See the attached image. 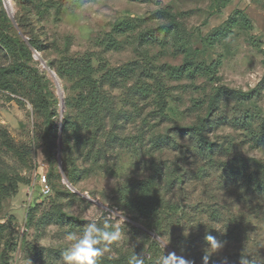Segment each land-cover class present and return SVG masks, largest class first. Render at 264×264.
<instances>
[{"label": "rangeland", "instance_id": "obj_1", "mask_svg": "<svg viewBox=\"0 0 264 264\" xmlns=\"http://www.w3.org/2000/svg\"><path fill=\"white\" fill-rule=\"evenodd\" d=\"M225 1L91 0L95 7L81 12V0H0L1 28L37 40L39 55L53 72L67 58L88 56L110 100L99 123L82 133L81 146H75L72 132L59 143L61 122L73 115L65 103H74L76 93L69 80L52 77L30 49L31 57L22 56L26 70L32 76L38 71L50 94L42 104L38 84L35 88L19 74L11 77L14 93L0 90V264H62L70 247L65 237L79 235L89 222L102 227L106 220L122 238L101 264H129L133 254L160 264L170 252L146 232L147 221L130 202L142 181L150 182L149 194L165 206L178 207L181 225L169 227L172 243L189 234L202 242L205 232L219 240L217 228L247 226L244 239L226 232V247L215 257L219 264L232 263L242 244L238 251L248 261H264V198L245 192L242 181L222 166L231 161L238 166L241 159L264 163V147L252 141L264 134V17L236 0L224 8ZM164 9L186 30L167 32V19L154 15ZM219 29L228 30L206 40ZM185 45L197 52L195 63H218L214 81L203 72L188 76L174 70L184 63ZM12 62L0 48V67ZM216 84L251 93L253 99L222 102L207 136L215 145L210 155L179 129L205 116ZM47 112H54L57 127L50 138L44 132ZM48 174L46 195L41 180Z\"/></svg>", "mask_w": 264, "mask_h": 264}, {"label": "trees", "instance_id": "obj_2", "mask_svg": "<svg viewBox=\"0 0 264 264\" xmlns=\"http://www.w3.org/2000/svg\"><path fill=\"white\" fill-rule=\"evenodd\" d=\"M229 2L230 0L225 1L223 7L227 8ZM3 14L6 16L4 11ZM234 14H236V10L232 12L224 23L227 24L232 21L234 19ZM154 15L156 17L167 19V23L163 27L167 32L186 30V25L179 21L174 13L168 9L159 10ZM6 22H8L7 18ZM7 29L8 28L6 26L1 28L0 24V48L6 56L13 57L14 62L6 67H0V90L14 93L15 91L13 90L14 86L11 77L14 74L25 75L33 82L35 88H37L38 84L40 89V102L42 104L48 103V96L50 92L45 85L43 86L41 77L38 75V71L35 70L36 76L30 75L24 66L25 63L20 61L24 54L31 57L29 49L33 52V54L34 52H37L38 54L41 52V47L38 44V41L26 35H22V38L13 37L8 33ZM226 31L219 29L215 34H207L205 38L206 40L214 41L217 40L218 37H222ZM182 53L184 55V63L181 67L174 69L179 75L185 74L193 76L198 72H203L208 76L210 81H214V73L216 72L218 63L211 64L209 66H202L201 64L195 63L197 52L192 51V49H189L186 45L183 47ZM47 67L53 71L52 66L47 65ZM54 72L53 73L56 74L57 77L69 80L71 83V89L76 93L74 103H65V107L69 106L73 111V115L64 116L59 129V140L60 143H62V136L64 133L72 132L75 146L79 147L84 142L82 133H86L93 125L99 123L103 106H108L110 100L101 90L99 81L94 78L95 70L93 69L88 56H85V58L82 59L67 58L63 61L61 67ZM106 74L110 75V73ZM225 99H230L237 103H245L251 101L253 99V95L251 93L236 91L224 85L216 84L213 92L208 96L206 101L205 116L198 117L193 125L181 127L179 129L182 134L195 138L200 149L203 152H208L210 155L214 152L215 145L209 142L207 136L214 129V121L212 118L219 110ZM53 117L54 112H47L45 115L44 132L47 138H50L54 130H57ZM96 136V132H93L91 135V141L94 142L96 140ZM252 141L256 146L264 147V134L257 137L253 136ZM222 166L225 167V170H227L233 180L239 178V181H242L245 192L253 190L252 192H254V194H259L264 198V163L251 159H241L239 160L238 166H235L232 161L226 163L225 165L223 164ZM47 177L49 178V174L46 178ZM66 179L68 180L67 177ZM182 179V176H178L176 181L182 183ZM68 182L72 186V183L69 180ZM149 186L151 187L150 182H140L137 186L138 191L136 196L130 200L131 205L135 207L138 212L137 215L147 221L146 226L144 227L146 232L153 235L155 240L166 248L167 252H174L177 256L182 255L191 261L192 264H202L204 256L203 249L207 247L205 244V235H209V233H204L205 235H203L202 242H198V239H196L195 236H191V234H189L185 239L177 240L175 243L169 241V227L171 225H176L177 227L181 225V219L176 217L178 207H176V205L168 207L165 206V203H163L161 199L149 194ZM64 192L66 194H71L69 190H65ZM30 212L31 209H28V218L30 216ZM131 222L135 225L139 224L137 223V219H131ZM247 228V226L241 228L237 225L227 232L221 227L215 230V234L217 235L219 241L222 242L225 239L224 237L226 232V237L229 236L233 239L238 238L237 240H239V237L241 239L246 237ZM232 242L238 244L236 240H233ZM154 244L157 246L159 245L155 241ZM169 248L171 250H169ZM242 248L243 245L241 244L239 248L235 249V253L237 254L231 259L233 262L229 264H240L241 256L244 255L239 253L238 250H241ZM218 261L219 260L213 256L210 258L209 264H219ZM248 262L249 264H264V261L259 262L249 260ZM145 264H151V262H145ZM220 264L224 263L221 262Z\"/></svg>", "mask_w": 264, "mask_h": 264}, {"label": "clouds", "instance_id": "obj_3", "mask_svg": "<svg viewBox=\"0 0 264 264\" xmlns=\"http://www.w3.org/2000/svg\"><path fill=\"white\" fill-rule=\"evenodd\" d=\"M95 4L91 0H81L79 10L87 12L93 9ZM42 156V154H40ZM125 224V217L122 218ZM122 233L118 227H114L109 221H105L103 226H98L97 222L86 224L82 232L68 234L65 239L70 242V247L63 254L62 264H101L103 257L112 251V246L119 243ZM206 248L203 249L204 256L202 264H209L210 258L219 256L226 242L217 240L212 235H205ZM129 264H145V258L141 254H133ZM160 264H192L184 256H177L174 252L164 255ZM240 264H249L246 257L241 256Z\"/></svg>", "mask_w": 264, "mask_h": 264}, {"label": "crops", "instance_id": "obj_4", "mask_svg": "<svg viewBox=\"0 0 264 264\" xmlns=\"http://www.w3.org/2000/svg\"><path fill=\"white\" fill-rule=\"evenodd\" d=\"M236 3H241L244 10L253 9L255 16L264 17V0H236Z\"/></svg>", "mask_w": 264, "mask_h": 264}, {"label": "water", "instance_id": "obj_5", "mask_svg": "<svg viewBox=\"0 0 264 264\" xmlns=\"http://www.w3.org/2000/svg\"><path fill=\"white\" fill-rule=\"evenodd\" d=\"M5 10L7 11L9 17H11V14L9 13V10H8V7H7V4H5ZM34 55H35V57L41 62V64L44 66V68L47 69V70L49 71V73L51 74V76L55 78V74L53 73V71H51V70L49 69V67H47L46 63L41 59L40 55H39L37 52H34ZM59 97H60V99H62L61 95H60ZM61 103H62V101H61ZM59 143H60V140H59ZM58 158H59V154H58ZM63 180H64L65 184L68 185L67 188H68L69 190H71L73 193H76V192L74 191L73 187L69 184V182H68V180L66 179L65 176H63Z\"/></svg>", "mask_w": 264, "mask_h": 264}, {"label": "built area", "instance_id": "obj_6", "mask_svg": "<svg viewBox=\"0 0 264 264\" xmlns=\"http://www.w3.org/2000/svg\"><path fill=\"white\" fill-rule=\"evenodd\" d=\"M41 183L43 185V193L46 194V195L49 194L50 193V188H49V186L46 183V177L42 178Z\"/></svg>", "mask_w": 264, "mask_h": 264}]
</instances>
